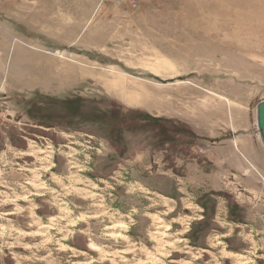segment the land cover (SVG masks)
I'll list each match as a JSON object with an SVG mask.
<instances>
[{
    "label": "rangeland",
    "instance_id": "1",
    "mask_svg": "<svg viewBox=\"0 0 264 264\" xmlns=\"http://www.w3.org/2000/svg\"><path fill=\"white\" fill-rule=\"evenodd\" d=\"M18 3L0 7L17 40L0 44V264H264V0H152L112 19L135 24L114 59L74 47L48 64ZM208 98L222 141L249 105L256 170L227 171L221 148L153 115L201 122Z\"/></svg>",
    "mask_w": 264,
    "mask_h": 264
},
{
    "label": "crops",
    "instance_id": "2",
    "mask_svg": "<svg viewBox=\"0 0 264 264\" xmlns=\"http://www.w3.org/2000/svg\"><path fill=\"white\" fill-rule=\"evenodd\" d=\"M86 1V0H85ZM87 2V1H86ZM66 0H24V4L18 3V9L12 5L9 13H19L20 21L25 25L26 33L30 37V43H24L29 49L32 50V59L41 62L49 63L52 60L58 61L56 55L64 50H77L79 58L94 57L96 59L111 60L112 57H106L104 49H106L112 42L118 40H125V37L130 36L129 29H133L135 24L128 21H113L112 19L123 18L130 9L124 6H106L99 5L96 0H88L84 4H65ZM3 8L0 10L2 12ZM4 12V10H3ZM101 14L106 16L101 17ZM115 15V16H113ZM101 17L105 20L111 19L108 27L98 28L97 21ZM126 18V17H125ZM124 18V19H125ZM87 29L86 36L83 32ZM1 37L6 39L3 44L5 52H10L14 43L17 41L14 38V43L9 40L7 36L11 37V32H6L0 24ZM31 33V34H30ZM132 34V33H131ZM71 38L67 40V38ZM23 38V37H22ZM111 40V42L109 41ZM1 42V38H0ZM21 42V41H18ZM33 45L35 48H33ZM37 47V48H36ZM154 51L153 48H149ZM52 51V52H51ZM104 57H103V56ZM0 56L1 53H0ZM1 59V57H0ZM169 87H181L180 85H169ZM182 87L178 90L184 89ZM173 89V88H172ZM175 90V91H178ZM170 91L173 92V90ZM209 92V91H208ZM173 102V100H171ZM217 102V111L223 107L224 104ZM127 105H125L126 107ZM140 107L139 105H130L127 108ZM202 120H188L177 117V114L170 112V114H153L154 117H167L173 120L182 121L187 123L193 129L192 131L197 134L198 139L205 145L210 146L212 149L221 148V161L220 163L229 172L249 173L251 168L255 167L256 162V138L252 130L254 129V122L252 123L250 109L241 110L240 108L230 107L229 120H225L226 131L230 136L224 138L220 135L221 125L219 124L218 117L214 118V105L210 106L209 98L205 100L202 105ZM223 134V133H222ZM213 155V154H212ZM216 165L213 159H209Z\"/></svg>",
    "mask_w": 264,
    "mask_h": 264
},
{
    "label": "built area",
    "instance_id": "3",
    "mask_svg": "<svg viewBox=\"0 0 264 264\" xmlns=\"http://www.w3.org/2000/svg\"><path fill=\"white\" fill-rule=\"evenodd\" d=\"M103 1V0H102ZM113 1L119 6H126L132 11L139 10L144 4L151 2L152 0H108ZM3 0H0V7L2 6Z\"/></svg>",
    "mask_w": 264,
    "mask_h": 264
},
{
    "label": "water",
    "instance_id": "4",
    "mask_svg": "<svg viewBox=\"0 0 264 264\" xmlns=\"http://www.w3.org/2000/svg\"><path fill=\"white\" fill-rule=\"evenodd\" d=\"M257 110H258L257 111L258 128H259V132H260L262 142L264 144V101L258 105Z\"/></svg>",
    "mask_w": 264,
    "mask_h": 264
},
{
    "label": "bare ground",
    "instance_id": "5",
    "mask_svg": "<svg viewBox=\"0 0 264 264\" xmlns=\"http://www.w3.org/2000/svg\"><path fill=\"white\" fill-rule=\"evenodd\" d=\"M103 1H107V0H103ZM126 7V6H125ZM52 52V51H51ZM55 53V52H54ZM60 53V52H59ZM63 56V55H62Z\"/></svg>",
    "mask_w": 264,
    "mask_h": 264
}]
</instances>
